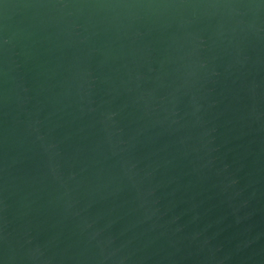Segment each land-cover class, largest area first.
Segmentation results:
<instances>
[{
    "label": "water",
    "instance_id": "obj_1",
    "mask_svg": "<svg viewBox=\"0 0 264 264\" xmlns=\"http://www.w3.org/2000/svg\"><path fill=\"white\" fill-rule=\"evenodd\" d=\"M0 264H264V0H0Z\"/></svg>",
    "mask_w": 264,
    "mask_h": 264
}]
</instances>
